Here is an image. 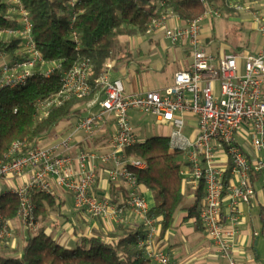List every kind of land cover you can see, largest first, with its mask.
<instances>
[{"label": "built area", "instance_id": "built-area-1", "mask_svg": "<svg viewBox=\"0 0 264 264\" xmlns=\"http://www.w3.org/2000/svg\"><path fill=\"white\" fill-rule=\"evenodd\" d=\"M3 3L7 20L15 25L0 30V35L6 33L18 41L20 58L9 61L8 54L0 51V93L7 88L25 86L38 68L47 78L61 69V65L45 61L23 2L3 0ZM230 6L237 12L251 9L241 0H231ZM74 7L75 0H72L71 8ZM214 17H222V14L206 5L205 15L187 25L168 24L171 20L180 22L178 18L156 24L155 30L163 29L165 39L173 47L188 45L193 57L191 66L178 71L170 87L163 91L127 94L121 80L109 78L108 73L113 68L109 63L98 81L101 89L87 105L88 109L98 107L97 113L90 112L80 119L73 133L48 146L13 145L8 161L0 164V181L28 174L25 183L11 187L6 194L16 196L19 201L17 221L24 232L33 234L39 230L34 195L55 196L61 190L73 197L78 210L98 219L121 224L125 211L130 210L146 226L142 245L147 256L156 264H174L156 247L159 222L149 216L151 209L133 171L144 170L146 164L125 155L128 147L141 142L130 117V112L140 111L150 113L172 128L171 151L182 152L187 163L181 169V176L189 180L195 190L201 183L205 188L200 213L202 228L217 252L229 264H238L233 251L241 207L255 200L258 180L262 179L264 187V45L256 53H232L222 58L207 52L202 42L203 22ZM254 18L264 35V16L257 12ZM72 20L75 21V16ZM73 39L79 44L77 33L73 34ZM90 71L88 61L63 71L61 89L39 104V113L46 116L54 106L73 98L89 97L92 94ZM191 118L195 131L190 138L183 135V130ZM111 119L115 132L110 137L108 152L83 148L74 152L78 136L92 139ZM99 166L108 168L111 180L125 184L128 200L121 206L108 197L94 194ZM225 200L230 207L228 222L222 221ZM14 231V221L5 219L0 207V244L12 245Z\"/></svg>", "mask_w": 264, "mask_h": 264}, {"label": "trees", "instance_id": "trees-1", "mask_svg": "<svg viewBox=\"0 0 264 264\" xmlns=\"http://www.w3.org/2000/svg\"><path fill=\"white\" fill-rule=\"evenodd\" d=\"M21 1L33 21L35 41L45 61L59 64L61 69L47 78L38 68L25 86L1 91L0 164L8 161L14 144L35 146L50 137L62 123L82 116L83 108L101 89L98 81L107 71L106 65L117 61L122 53V38L150 36L156 24L172 18L187 25L205 15L206 5L222 15L237 14L230 6L231 0H75L74 8H71L72 0ZM5 14V4L0 0V30L15 25ZM74 33L79 44L73 39ZM19 49L14 39L0 40V51L13 60H19ZM84 61L91 67L92 94L84 99L73 98L52 107L46 116L41 115L38 106L61 89L62 72ZM125 155L146 164L144 170L133 171L139 186L153 196L154 207L149 216L159 220L161 236H164L187 197L185 180L180 174L187 165L184 154L171 151L169 137H153L128 147ZM194 194L196 198L187 208V219H194L196 226L202 227L200 213L205 195L202 183ZM34 202L39 230L29 233L20 252L11 243L0 244V264H156L142 245L147 233L143 222L135 227L121 224L122 234L112 236L111 240L101 235L82 236L75 248H65L46 231L45 224L58 210L55 196L37 193ZM0 205L5 219L17 220L16 196H1Z\"/></svg>", "mask_w": 264, "mask_h": 264}, {"label": "crops", "instance_id": "crops-1", "mask_svg": "<svg viewBox=\"0 0 264 264\" xmlns=\"http://www.w3.org/2000/svg\"><path fill=\"white\" fill-rule=\"evenodd\" d=\"M243 2L249 5L251 9L249 11L237 12L234 16L228 17L239 28L240 26L246 27L248 25V29L246 27L249 31L247 32L248 37L241 38V49L243 50H240L238 53L252 54L256 53L264 45V35L261 33L260 27L255 22L254 18V14L257 12L264 16V0H243ZM212 22L213 19H206L203 22L202 42L204 46H210L213 43L214 36L208 26L212 24ZM168 24L174 26L183 25L181 22L175 20H171ZM216 52L218 53L213 54L219 56V58L233 53H222L219 48ZM179 54L191 55L192 53L188 45L173 47L171 55L173 57H178ZM8 60L12 61L13 58L9 57ZM163 62H165L164 59ZM192 62L193 57H189L188 65L184 70L188 69ZM242 66L243 64L241 63V67ZM113 69L114 66L108 73L109 78L112 80H121V78L113 74ZM173 82L174 79L172 84ZM126 87L127 86H125V90ZM89 110L93 113H97L99 108L88 109V106H86L83 108V113H87ZM111 120L107 122L106 126L98 130L92 139L86 140L83 136H78L75 141L77 147L74 149V152L76 153L78 148L100 153L108 152L110 137L115 132V123ZM190 121H192V118L189 120V123L194 126L193 130L195 131V123L194 121L193 123ZM71 125L72 123L70 121L59 125L52 134V136L54 135V139L58 140L60 137L70 133L71 131L69 132V128H71ZM166 126L170 127L169 125ZM194 131L191 134H193ZM94 139L97 140V143L105 142V145H98L93 148L92 141ZM44 140H46V138ZM82 141L84 142L82 143ZM107 172V167H98L99 180L93 192L98 197H108L114 204L121 206L124 201L128 200L127 188L122 181L111 180ZM27 179L28 174L9 181L8 189L25 183ZM184 183V190L187 194L185 203L176 212L174 223L164 236H161L160 224L158 223L159 230L155 239L157 249L166 253L174 264H229L228 261L217 252L216 248L208 239L204 229L202 227H197L194 219H187V208L195 201L196 197L194 194L195 189L191 182L185 180ZM256 188L257 196L255 200L241 207L242 216L238 226V234L234 239L233 251V255L238 264H264V187L262 179L256 182ZM141 192L150 209H152L154 207V199L151 192L144 188H141ZM55 198L58 210L52 213L50 221L45 224L47 227L46 231L48 234H52L53 237L65 247H71L73 244H76L78 239L82 236L101 235L106 240H111L112 236L119 237L122 234L123 231L119 228L121 224L125 227H135L141 223L130 210L125 211L124 221L118 224L113 221L95 218L85 211L78 210L74 205L73 197L64 191L58 190ZM229 215V201L225 200L223 204L222 221L228 222ZM14 228L12 245L15 249L18 243L26 237L19 221H14Z\"/></svg>", "mask_w": 264, "mask_h": 264}, {"label": "rangeland", "instance_id": "rangeland-1", "mask_svg": "<svg viewBox=\"0 0 264 264\" xmlns=\"http://www.w3.org/2000/svg\"><path fill=\"white\" fill-rule=\"evenodd\" d=\"M212 19V24L208 26L214 36L213 43L210 46H204L205 50L209 53H218L216 51L219 48L225 54L231 52L238 54L240 50H243L241 49V38L248 37V25L246 26L247 29L242 26L239 28L225 15ZM0 38L4 41L11 39L6 33L0 35ZM121 44L123 45L122 53L118 55L117 61L112 63L114 66L112 71L114 72L113 74L121 78L124 86H127V94L165 90L172 84L175 73L184 70L188 65L189 57H192V54H179L178 57H173L171 55L173 46L165 39V31L163 29L147 37L122 38ZM163 59L165 62H163ZM51 68H54V66L51 65ZM48 69H50V66L46 67V70ZM90 110L87 113H83L81 117L69 120L72 123L69 132H74V128L80 119L87 117L92 112ZM130 117L141 141H146L153 137H166L171 134L172 128L159 122L150 113L132 111L130 112ZM193 121L194 119L190 122L193 123ZM193 129L194 126L190 125L188 121L187 126L183 130V135L191 138ZM53 139L54 135L46 138V140L43 139L40 142V146H47L57 141ZM98 145H105V142L97 143V140L94 139L92 141L93 148ZM8 186L9 181H0V197L8 193ZM24 234L26 238L29 237L27 232H24ZM24 242L25 239L20 241L15 249L20 252ZM75 246L76 244H73L71 247L65 248L73 249Z\"/></svg>", "mask_w": 264, "mask_h": 264}]
</instances>
